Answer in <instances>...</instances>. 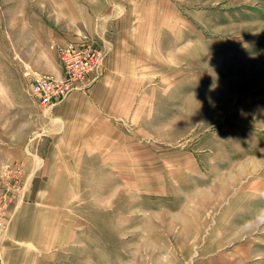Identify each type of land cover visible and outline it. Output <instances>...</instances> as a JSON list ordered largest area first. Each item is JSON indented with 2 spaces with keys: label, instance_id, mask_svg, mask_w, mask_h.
I'll return each mask as SVG.
<instances>
[{
  "label": "rangeland",
  "instance_id": "obj_1",
  "mask_svg": "<svg viewBox=\"0 0 264 264\" xmlns=\"http://www.w3.org/2000/svg\"><path fill=\"white\" fill-rule=\"evenodd\" d=\"M195 9L206 52L190 57L184 67L188 97L171 107L176 124L184 106V125L193 131L158 146V182L84 183L87 191L109 192L83 199L105 202L99 212L78 202L82 220L104 225L86 232L105 239L99 246L105 264H264V0ZM19 14L11 34L0 0V159L6 157L3 148L29 142V111L36 106L27 74L64 72L52 23L42 33L30 21L33 37L27 43ZM25 164L12 161L0 179V185L10 177L20 181L13 203L26 190Z\"/></svg>",
  "mask_w": 264,
  "mask_h": 264
},
{
  "label": "crops",
  "instance_id": "obj_2",
  "mask_svg": "<svg viewBox=\"0 0 264 264\" xmlns=\"http://www.w3.org/2000/svg\"><path fill=\"white\" fill-rule=\"evenodd\" d=\"M3 1L9 33L14 32V14L21 13V36L27 43L33 37L30 21L42 33L50 21L49 32L60 51L89 41L105 60L85 92L74 91L47 110L32 98L36 108L29 111V142L3 148L0 179L6 165L23 160L27 186L7 213L10 223L0 264H105L108 260L99 255L105 239L86 232L95 225L104 230V225L82 220L78 202L99 212L105 202L83 199L109 192L87 191L84 183L161 180L158 146H169L179 140L177 135L193 131L184 125V106L175 124L172 103L188 97L184 67L190 57L206 52L205 29L195 8L225 0ZM62 74L61 68L52 76ZM110 170L117 177L111 178Z\"/></svg>",
  "mask_w": 264,
  "mask_h": 264
},
{
  "label": "built area",
  "instance_id": "obj_3",
  "mask_svg": "<svg viewBox=\"0 0 264 264\" xmlns=\"http://www.w3.org/2000/svg\"><path fill=\"white\" fill-rule=\"evenodd\" d=\"M60 60L64 67V74L61 77L27 74L32 76L31 95L38 101L42 110L64 101L74 91L85 92L90 88L101 73L105 54L91 42L86 41L61 49ZM12 179L10 177L0 185V248L6 241L10 223L6 214L20 193L18 186L20 181L14 182Z\"/></svg>",
  "mask_w": 264,
  "mask_h": 264
},
{
  "label": "bare ground",
  "instance_id": "obj_4",
  "mask_svg": "<svg viewBox=\"0 0 264 264\" xmlns=\"http://www.w3.org/2000/svg\"><path fill=\"white\" fill-rule=\"evenodd\" d=\"M250 160V159H249ZM251 162V161H250ZM255 164V163H254ZM254 164L252 165V166H254ZM260 166V165H259ZM254 168V167H253ZM257 169H258V167H257ZM251 170V169H250ZM205 186H207V185H205ZM247 188V187H246ZM194 201V200H193ZM207 204V203H206ZM210 204V203H209ZM198 205V204H197ZM194 208V207H193ZM199 222V221H198Z\"/></svg>",
  "mask_w": 264,
  "mask_h": 264
}]
</instances>
